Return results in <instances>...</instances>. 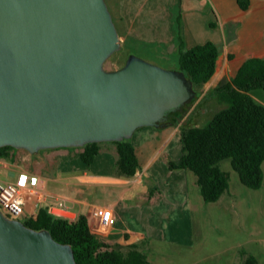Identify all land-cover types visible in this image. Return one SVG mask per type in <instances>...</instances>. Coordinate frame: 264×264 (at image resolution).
I'll use <instances>...</instances> for the list:
<instances>
[{"label": "water", "instance_id": "1", "mask_svg": "<svg viewBox=\"0 0 264 264\" xmlns=\"http://www.w3.org/2000/svg\"><path fill=\"white\" fill-rule=\"evenodd\" d=\"M122 43L106 0H0V148L36 153L132 138L196 96L180 70L139 56L107 70ZM0 264H78L70 244L0 210Z\"/></svg>", "mask_w": 264, "mask_h": 264}, {"label": "crops", "instance_id": "2", "mask_svg": "<svg viewBox=\"0 0 264 264\" xmlns=\"http://www.w3.org/2000/svg\"><path fill=\"white\" fill-rule=\"evenodd\" d=\"M107 2L124 47L136 41L149 46L150 54L178 56V18L186 48L216 43L220 55L210 82L230 80L248 58L264 57V0H243L246 8L239 0ZM179 129L175 125L144 126L134 132L131 140L142 166L134 178L115 175L117 152L109 142H103L91 165L78 156L83 151L78 148L36 153L15 148L9 157L0 159L7 166L0 172L10 171L5 174L13 177L6 181L25 191L26 219L36 218L46 208L71 222L85 215L91 228L98 223L97 209H111L114 225L103 240L109 245L142 243L148 250L169 211L191 206L188 171L170 170L168 165L170 160L178 163L182 155Z\"/></svg>", "mask_w": 264, "mask_h": 264}, {"label": "trees", "instance_id": "3", "mask_svg": "<svg viewBox=\"0 0 264 264\" xmlns=\"http://www.w3.org/2000/svg\"><path fill=\"white\" fill-rule=\"evenodd\" d=\"M239 2L246 8L243 0ZM176 23L180 25L177 58L179 70L192 81L197 96L167 115V120L174 122L179 116L185 117L196 106L200 98L196 89L202 88L214 78L220 55V47L212 41L186 48L179 18ZM257 90L264 91V57L248 58L230 80L220 83L201 98H216L225 105L204 126L192 129L180 126L182 155L178 163L170 160L169 168L193 172L206 203L219 201L229 190L230 174L220 165L227 159L244 186L253 190L263 186L264 104L252 96ZM109 143L115 145L117 152L115 175L122 178L136 177L142 166L131 138ZM102 145L103 142H93L69 149H82L78 156L84 163L91 165L101 152ZM13 149L12 146L1 147L0 159L9 157ZM23 222L35 230H49L56 241L70 244L78 264H150L142 243L124 247L119 244L109 245L101 236L92 232L85 215L71 222L57 218L46 208H41L36 218L25 219ZM242 253V264H262L255 255Z\"/></svg>", "mask_w": 264, "mask_h": 264}, {"label": "rangeland", "instance_id": "4", "mask_svg": "<svg viewBox=\"0 0 264 264\" xmlns=\"http://www.w3.org/2000/svg\"><path fill=\"white\" fill-rule=\"evenodd\" d=\"M148 49L149 46L132 41L128 46H122L105 67L107 70L118 69L124 65L127 57L136 55L164 69L179 70L176 53L161 57L148 53ZM227 79L219 83L209 82L196 89L198 96L201 92L208 95L206 93ZM252 96L264 104V91H254ZM224 106L216 98L199 99L195 113L207 114L198 126H204ZM175 126L180 128L181 125ZM220 165L230 174V187L215 203L203 200L196 175L188 171L191 206L169 211L168 220L145 250L150 264H242V252L255 255L264 264V183L258 190L250 189L241 183L229 159ZM6 172L10 173L5 170L0 172V181L7 182V178L10 180L13 177ZM183 214L187 217L183 218Z\"/></svg>", "mask_w": 264, "mask_h": 264}, {"label": "built area", "instance_id": "5", "mask_svg": "<svg viewBox=\"0 0 264 264\" xmlns=\"http://www.w3.org/2000/svg\"><path fill=\"white\" fill-rule=\"evenodd\" d=\"M7 167L0 163V170ZM25 191L13 182L0 181V210L8 217L24 221L25 215ZM62 205V203H61ZM98 223L91 227L92 232L103 237L108 234L114 225L113 211L107 208H99L95 212Z\"/></svg>", "mask_w": 264, "mask_h": 264}, {"label": "flooded vegetation", "instance_id": "6", "mask_svg": "<svg viewBox=\"0 0 264 264\" xmlns=\"http://www.w3.org/2000/svg\"><path fill=\"white\" fill-rule=\"evenodd\" d=\"M195 107H196V106H195ZM195 107H194V108H192V109L189 111V113H188V114L186 113V114H187V115H185V117H186V118H187V117H189V116H191V115H194V114H196V113H195V110H196V108H195ZM168 120H170V119H168Z\"/></svg>", "mask_w": 264, "mask_h": 264}]
</instances>
